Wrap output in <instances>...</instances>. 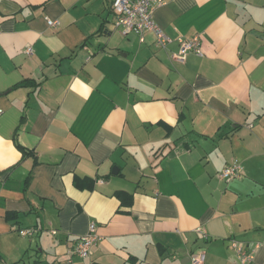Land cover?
<instances>
[{
    "label": "crops",
    "instance_id": "0c3cea01",
    "mask_svg": "<svg viewBox=\"0 0 264 264\" xmlns=\"http://www.w3.org/2000/svg\"><path fill=\"white\" fill-rule=\"evenodd\" d=\"M111 5L0 0V264H236L231 240L264 239V0H167L166 49ZM194 35L203 55L174 60Z\"/></svg>",
    "mask_w": 264,
    "mask_h": 264
},
{
    "label": "built area",
    "instance_id": "2783aa9c",
    "mask_svg": "<svg viewBox=\"0 0 264 264\" xmlns=\"http://www.w3.org/2000/svg\"><path fill=\"white\" fill-rule=\"evenodd\" d=\"M167 3V0H112V12L115 15L114 25L123 35L127 36L130 33H135L140 37V40L145 41V35L148 32H153L156 36V43L161 48L166 49L174 39L166 34V32L155 22V10ZM48 24L52 27L58 26V19L46 17ZM179 50L172 55V58L177 62L183 63L190 54L203 55L201 35L192 37H179L177 39ZM26 52L33 54V47H28ZM1 113V110H0ZM242 173V165L238 160H234L227 164L219 175L225 180H231ZM20 234L33 235L37 232V228H27L19 231ZM55 233V231H54ZM102 240V236L97 232V224L92 222L88 232L82 236L75 244L72 253L79 257H88L93 246ZM264 245V239L258 243L254 250H248L244 245L237 240H231L230 246L237 254L238 262L236 264H257L255 262V250ZM206 252L198 250L190 255L189 264H205Z\"/></svg>",
    "mask_w": 264,
    "mask_h": 264
},
{
    "label": "trees",
    "instance_id": "16d2710c",
    "mask_svg": "<svg viewBox=\"0 0 264 264\" xmlns=\"http://www.w3.org/2000/svg\"><path fill=\"white\" fill-rule=\"evenodd\" d=\"M117 195L121 199L122 203H125L128 206L132 204V195L125 192H119Z\"/></svg>",
    "mask_w": 264,
    "mask_h": 264
},
{
    "label": "water",
    "instance_id": "95a60500",
    "mask_svg": "<svg viewBox=\"0 0 264 264\" xmlns=\"http://www.w3.org/2000/svg\"><path fill=\"white\" fill-rule=\"evenodd\" d=\"M189 260H190V258H189Z\"/></svg>",
    "mask_w": 264,
    "mask_h": 264
}]
</instances>
